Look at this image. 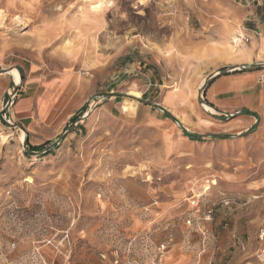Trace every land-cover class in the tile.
Instances as JSON below:
<instances>
[{
  "label": "rangeland",
  "instance_id": "374dc122",
  "mask_svg": "<svg viewBox=\"0 0 264 264\" xmlns=\"http://www.w3.org/2000/svg\"><path fill=\"white\" fill-rule=\"evenodd\" d=\"M255 11L0 0V264H108L170 236L191 264H264V58L241 56ZM250 73L249 112L214 104L217 80Z\"/></svg>",
  "mask_w": 264,
  "mask_h": 264
},
{
  "label": "crops",
  "instance_id": "0c3cea01",
  "mask_svg": "<svg viewBox=\"0 0 264 264\" xmlns=\"http://www.w3.org/2000/svg\"><path fill=\"white\" fill-rule=\"evenodd\" d=\"M244 19L249 21H254L253 24H248L249 26L248 29H246V31L247 32L249 31L253 35L252 37L256 38V42L255 45H253V47L249 51V54L246 51H244L243 54H241V56L246 57L249 55L248 59L264 58V15L259 11L257 12L255 11V13L248 12L247 17H245ZM244 19L242 18L241 20L242 23L244 22ZM258 32H260L261 37L257 35ZM238 69L240 68H235V70ZM262 82L263 80L260 79L259 73H250L249 75H245V74L232 75V77L223 78L222 80H217L210 88V97L214 102V104L216 103V105L220 109L229 110V111L244 110V112L246 113L249 112V109H251V107H254L256 103V101L254 100L253 89L257 86L258 83H262ZM250 90L253 91L250 92ZM262 100L263 98L259 97V101L262 102ZM132 239L133 238H130L127 242L129 243V241H131ZM127 245L115 246L106 255L111 257V254L114 250H116L117 248H125ZM173 247L174 244L166 253L167 255L165 256L164 263L191 264L192 259L191 256L188 254H183V256H180L179 258H174L172 254ZM104 255L105 254H103V256ZM104 262L109 264L108 261L104 260Z\"/></svg>",
  "mask_w": 264,
  "mask_h": 264
},
{
  "label": "built area",
  "instance_id": "2783aa9c",
  "mask_svg": "<svg viewBox=\"0 0 264 264\" xmlns=\"http://www.w3.org/2000/svg\"><path fill=\"white\" fill-rule=\"evenodd\" d=\"M241 3L247 4V6L255 4L258 7L264 8V0H239ZM259 37L260 32L257 33ZM252 41L251 37H248L244 34L237 33L233 42L235 44L248 45ZM14 102L10 101L6 104V108L9 110L13 106ZM240 112H235L233 114L224 113V116L233 118L234 115H239ZM137 238L129 241V244L125 248H117L111 254V257L104 255L103 259L108 261L109 264H163L166 253L169 251L171 246L174 244V238L170 236L164 243L154 244L152 243L153 248L150 245L142 246L141 251L144 253L138 254L136 250ZM145 248V249H144ZM148 248H152L149 252ZM264 256V255H263Z\"/></svg>",
  "mask_w": 264,
  "mask_h": 264
},
{
  "label": "trees",
  "instance_id": "16d2710c",
  "mask_svg": "<svg viewBox=\"0 0 264 264\" xmlns=\"http://www.w3.org/2000/svg\"><path fill=\"white\" fill-rule=\"evenodd\" d=\"M190 138H191L192 140H194V141H198V140H200V137L190 136ZM33 150L37 151V150H39V147L36 148V149L34 148Z\"/></svg>",
  "mask_w": 264,
  "mask_h": 264
},
{
  "label": "bare ground",
  "instance_id": "6f19581e",
  "mask_svg": "<svg viewBox=\"0 0 264 264\" xmlns=\"http://www.w3.org/2000/svg\"><path fill=\"white\" fill-rule=\"evenodd\" d=\"M1 17H3V16L0 14V20H1L0 22H2V19H1ZM3 20H4V19H3ZM3 23H4V22H3ZM0 24H1V23H0ZM16 85H18V84H16Z\"/></svg>",
  "mask_w": 264,
  "mask_h": 264
},
{
  "label": "water",
  "instance_id": "95a60500",
  "mask_svg": "<svg viewBox=\"0 0 264 264\" xmlns=\"http://www.w3.org/2000/svg\"><path fill=\"white\" fill-rule=\"evenodd\" d=\"M244 70H246L245 68H244ZM61 139V138H60Z\"/></svg>",
  "mask_w": 264,
  "mask_h": 264
}]
</instances>
